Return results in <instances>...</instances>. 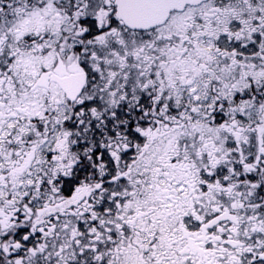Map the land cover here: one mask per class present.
I'll use <instances>...</instances> for the list:
<instances>
[{
  "label": "snow or ice",
  "instance_id": "snow-or-ice-1",
  "mask_svg": "<svg viewBox=\"0 0 264 264\" xmlns=\"http://www.w3.org/2000/svg\"><path fill=\"white\" fill-rule=\"evenodd\" d=\"M0 264H264V0H0Z\"/></svg>",
  "mask_w": 264,
  "mask_h": 264
}]
</instances>
